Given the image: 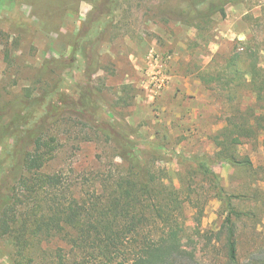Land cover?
<instances>
[{
    "label": "trees",
    "instance_id": "trees-1",
    "mask_svg": "<svg viewBox=\"0 0 264 264\" xmlns=\"http://www.w3.org/2000/svg\"><path fill=\"white\" fill-rule=\"evenodd\" d=\"M118 1L105 0V4L113 8ZM235 1L211 0L200 11L189 3L188 17L203 31L213 15L219 12L225 16L226 6ZM101 10L80 30L72 56L46 60L39 72L40 77L57 76L82 63L81 83H75L67 93L56 92L65 78L53 87L46 82L40 88L37 85L42 81H38L0 107V148L13 177V187L0 184V235L12 243L15 263L24 264L34 242L58 239L78 251L69 264H208L188 247L187 211L202 212V205L212 195L224 209L217 235L225 251L222 264H239L238 222L246 216L233 199L242 198L228 192L213 167L216 163L229 165L236 171L251 172L255 182L264 183V163L256 167L240 152V147L256 143L264 135V50L248 41L242 51L235 49L219 70L199 75L205 85L216 83L225 93L219 96L229 104L230 113L225 126L212 137L216 153L191 158L193 168L187 177L200 179L202 186L207 183L210 188H193L184 179L177 186L168 170L157 166V154L148 157L137 144L134 127L112 122L117 113L105 101L104 84L97 86L94 79L101 69L99 49L112 26L103 19L113 11ZM182 14L186 17L184 11ZM244 88L253 93L254 105L244 107ZM132 90V85L122 86L119 105L132 104ZM79 123L88 140L111 152L112 168L103 171L101 166L97 175L84 177L82 184L73 187L64 170L48 169L65 137ZM257 192L252 198L262 196L264 208V190L258 186ZM258 262L264 264V257Z\"/></svg>",
    "mask_w": 264,
    "mask_h": 264
},
{
    "label": "rangeland",
    "instance_id": "rangeland-1",
    "mask_svg": "<svg viewBox=\"0 0 264 264\" xmlns=\"http://www.w3.org/2000/svg\"><path fill=\"white\" fill-rule=\"evenodd\" d=\"M210 2L119 0L112 8L105 0H0V107L38 81H42L37 85L40 88L46 82L53 87L65 78L56 92L67 93L75 83H81L85 69L82 63L76 70L67 69L57 76L49 73L40 77L39 72L46 60L70 58L73 43L88 19L101 9L103 13L111 9L113 14L103 19L112 26L99 49L101 69L94 79L97 86L104 84L105 101L117 113L112 122L134 127L137 144L148 157L157 154V166L167 169L177 186L184 179L188 186L207 190V183H202L203 187L200 179L187 177L193 168L191 158L216 153L212 137L225 126L230 106L220 98L225 93L216 88L217 84L207 86L199 75L219 70L235 49L242 51L248 41L264 50V0L229 3L226 15L216 13L201 31L188 17V5L192 3L200 11ZM155 75L162 79V88L156 84ZM124 85L133 86L134 99L127 107L117 102ZM241 95L244 107L254 105L249 88H244ZM83 130L80 123L72 128L48 169L64 170L73 187L82 184L84 177L97 175L101 166L103 171L112 168L108 148L88 140ZM263 140L264 135L256 143L240 147L242 156H249L256 167L264 163ZM2 151L0 148V184L13 187ZM213 169L228 192L242 198L233 199L246 216L238 222L239 264H260L258 260L264 257L263 197L259 201L252 197L258 194V186L264 190V183L255 182L251 172L236 171L229 165L216 163ZM206 200L202 212L187 211V244L202 262L222 264L225 251L217 235L224 209L212 195ZM77 253L74 246L62 240L34 242L23 263L69 264ZM15 259L12 243L0 235V264H16Z\"/></svg>",
    "mask_w": 264,
    "mask_h": 264
},
{
    "label": "built area",
    "instance_id": "built-area-1",
    "mask_svg": "<svg viewBox=\"0 0 264 264\" xmlns=\"http://www.w3.org/2000/svg\"><path fill=\"white\" fill-rule=\"evenodd\" d=\"M157 76H159V75H155L153 78L156 80V84H159L158 87L162 88L164 83L162 82V79L159 80V78Z\"/></svg>",
    "mask_w": 264,
    "mask_h": 264
}]
</instances>
